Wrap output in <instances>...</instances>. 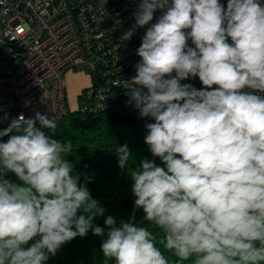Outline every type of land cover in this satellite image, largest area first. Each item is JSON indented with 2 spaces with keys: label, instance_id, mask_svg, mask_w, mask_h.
I'll return each instance as SVG.
<instances>
[{
  "label": "clouds",
  "instance_id": "obj_1",
  "mask_svg": "<svg viewBox=\"0 0 264 264\" xmlns=\"http://www.w3.org/2000/svg\"><path fill=\"white\" fill-rule=\"evenodd\" d=\"M134 18L122 41L147 28L125 90L154 121L144 142L163 166L144 158L129 174L134 207L162 236L135 217L97 226L105 209L74 173L72 142L49 135L55 118L21 113L0 130V264H46L90 230L103 264H264V5L141 0ZM132 154L118 145L121 169Z\"/></svg>",
  "mask_w": 264,
  "mask_h": 264
},
{
  "label": "built area",
  "instance_id": "obj_2",
  "mask_svg": "<svg viewBox=\"0 0 264 264\" xmlns=\"http://www.w3.org/2000/svg\"><path fill=\"white\" fill-rule=\"evenodd\" d=\"M140 2L0 0V126L21 113L25 118L40 112L59 119L69 110L95 113L135 107L125 81L136 75L137 49L147 26L137 28L130 40L120 38L134 26ZM220 3L226 7L227 0ZM160 15V10L155 12L150 23ZM188 44L194 47L191 40ZM68 71L89 77L74 109L67 101ZM181 83L203 87L198 77Z\"/></svg>",
  "mask_w": 264,
  "mask_h": 264
},
{
  "label": "trees",
  "instance_id": "obj_3",
  "mask_svg": "<svg viewBox=\"0 0 264 264\" xmlns=\"http://www.w3.org/2000/svg\"><path fill=\"white\" fill-rule=\"evenodd\" d=\"M56 120L55 131L43 130L50 131L49 135L62 142H72L73 150L67 158L74 165V173L80 175L81 183L87 181L92 198L105 209L104 215L96 217L94 223L107 231L104 223L107 216H114L117 221L135 217L138 225L153 231L158 238L161 237L162 233L154 225L143 220L142 209L134 207L133 181L129 173L134 167H139L140 160L153 159L144 142L145 123L149 122L140 117L139 110L132 106L95 113L69 110L65 116ZM7 127L0 126V130ZM7 139V136L0 137V142ZM123 144H128L133 153L127 169L118 166L116 156V148ZM155 162L163 166L158 157ZM8 178L16 179L13 174H9ZM103 239L93 235L90 230L86 236H77L65 243L55 256H50L46 264H103ZM158 246L164 251L162 245ZM164 254L173 261L176 259L167 251ZM109 264H114V261Z\"/></svg>",
  "mask_w": 264,
  "mask_h": 264
},
{
  "label": "rangeland",
  "instance_id": "obj_4",
  "mask_svg": "<svg viewBox=\"0 0 264 264\" xmlns=\"http://www.w3.org/2000/svg\"><path fill=\"white\" fill-rule=\"evenodd\" d=\"M87 76L88 75L83 71H68L65 73L64 79L66 83L69 108L74 109L76 107V93L79 89L81 90L87 86Z\"/></svg>",
  "mask_w": 264,
  "mask_h": 264
},
{
  "label": "crops",
  "instance_id": "obj_5",
  "mask_svg": "<svg viewBox=\"0 0 264 264\" xmlns=\"http://www.w3.org/2000/svg\"><path fill=\"white\" fill-rule=\"evenodd\" d=\"M87 78H88V82H89V77L87 76ZM79 90H80V89H79ZM79 90H78L77 93H76V97H75V98H76V102H77V96H78V94H79V92H80Z\"/></svg>",
  "mask_w": 264,
  "mask_h": 264
},
{
  "label": "water",
  "instance_id": "obj_6",
  "mask_svg": "<svg viewBox=\"0 0 264 264\" xmlns=\"http://www.w3.org/2000/svg\"><path fill=\"white\" fill-rule=\"evenodd\" d=\"M152 160H154V161H155V160H156V157H153V159H152Z\"/></svg>",
  "mask_w": 264,
  "mask_h": 264
}]
</instances>
